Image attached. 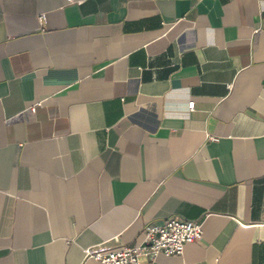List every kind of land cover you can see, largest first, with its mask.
<instances>
[{
  "label": "crops",
  "instance_id": "1",
  "mask_svg": "<svg viewBox=\"0 0 264 264\" xmlns=\"http://www.w3.org/2000/svg\"><path fill=\"white\" fill-rule=\"evenodd\" d=\"M74 1L0 0V264H264V0Z\"/></svg>",
  "mask_w": 264,
  "mask_h": 264
},
{
  "label": "built area",
  "instance_id": "2",
  "mask_svg": "<svg viewBox=\"0 0 264 264\" xmlns=\"http://www.w3.org/2000/svg\"><path fill=\"white\" fill-rule=\"evenodd\" d=\"M68 2L77 4L80 1ZM40 104V101L36 103ZM34 106L30 107V111H34ZM193 108L194 102H188V110ZM202 226V221L174 217L147 223L132 243L84 249V260L91 259L101 264H141L143 260L154 262L159 255H180L187 244L202 240Z\"/></svg>",
  "mask_w": 264,
  "mask_h": 264
}]
</instances>
